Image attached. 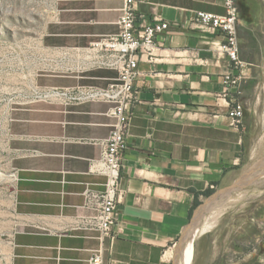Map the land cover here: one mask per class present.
Masks as SVG:
<instances>
[{"label": "crops", "instance_id": "crops-1", "mask_svg": "<svg viewBox=\"0 0 264 264\" xmlns=\"http://www.w3.org/2000/svg\"><path fill=\"white\" fill-rule=\"evenodd\" d=\"M41 38L44 57L64 70L37 74L40 84L104 86L108 69L77 70L71 51L118 30L120 0H49ZM136 24L165 20L152 59L138 62L135 100L121 159L120 202L113 238L103 240L105 264H173L177 246L195 225L196 209L229 187L261 151L264 74L246 62L240 122L228 116L223 76L233 64L220 29L198 24V10L223 14L222 0H146L134 5ZM240 46L239 54L241 55ZM98 69V70H97ZM100 69V70H99ZM101 101L64 106L15 104L4 125L0 170H16L11 197L14 264H87L100 246L90 219L96 205L84 190L103 189L104 176L88 171L113 119ZM213 190L207 195V192ZM264 205V204H263ZM195 239L193 264H258L264 259V208L240 222ZM228 219V220H227ZM190 227V228H189Z\"/></svg>", "mask_w": 264, "mask_h": 264}, {"label": "built area", "instance_id": "built-area-1", "mask_svg": "<svg viewBox=\"0 0 264 264\" xmlns=\"http://www.w3.org/2000/svg\"><path fill=\"white\" fill-rule=\"evenodd\" d=\"M121 13L117 19L118 30L104 34L83 48H74L69 57L70 68L90 70L108 69L114 76L104 85L77 83L70 86L40 84L33 78L17 95L15 104L36 102L56 103L64 106L86 102L101 101L109 104L106 114L113 119L109 134L97 140L100 154L89 160L88 171L104 176L103 189L100 191L86 187L83 194L85 204L95 203L96 214L90 219L93 228L98 231L100 246L92 252L87 264H105L103 261V240L113 238L117 206L121 198L119 181L121 178V159L126 150V134L131 118V107L135 100L134 81L139 75L138 62L146 57L152 59L157 46L156 36L168 29V22L136 24L134 5L146 0H120ZM223 14L198 10L195 21L211 28L220 29L224 34L222 49L233 64V72L223 76L224 96H230L228 116L234 122H240L243 105L237 95L241 92L242 70L246 62L240 58L236 24L238 9L235 0H222ZM16 180V170L4 173L0 170V184ZM264 264V259L262 260Z\"/></svg>", "mask_w": 264, "mask_h": 264}, {"label": "rangeland", "instance_id": "rangeland-1", "mask_svg": "<svg viewBox=\"0 0 264 264\" xmlns=\"http://www.w3.org/2000/svg\"><path fill=\"white\" fill-rule=\"evenodd\" d=\"M235 3L238 9L237 39L242 50L240 56L247 63L255 64L253 70L264 74V0H235ZM49 10V0H0V145L4 125L18 92L37 74L66 70L63 64L49 62L44 57L41 38ZM262 141L259 156L247 166L263 160L264 132ZM253 178V183H245L231 191V195L236 197L235 202L224 209L212 206V210L200 218L207 226L205 231L219 229V220L224 222V216L228 214L229 221L240 222L261 213L264 208V168ZM7 187V183L0 184V264H14L9 238L11 197L9 190L5 189ZM195 249L194 241V252ZM258 264H263V261Z\"/></svg>", "mask_w": 264, "mask_h": 264}, {"label": "bare ground", "instance_id": "bare-ground-1", "mask_svg": "<svg viewBox=\"0 0 264 264\" xmlns=\"http://www.w3.org/2000/svg\"><path fill=\"white\" fill-rule=\"evenodd\" d=\"M263 168H264V158L259 163H255L254 165L247 166L245 170L241 172V174L234 181L233 184H231L229 187H226L224 189H220L214 194H212L204 204H202L196 209L195 217H194V222H195L194 227L185 233L182 240L177 246V250H176V255H178L177 264H192L193 256H194V241L196 237L202 234L203 232H205L207 228L205 223L203 224V222H201L200 218H202V216H204L206 212L212 210L213 207L217 209H221V208L224 209L226 206L231 205L233 202H235L236 197H233L231 195V191L233 189L236 190L245 183L254 181L253 178L254 174H258V172H261Z\"/></svg>", "mask_w": 264, "mask_h": 264}, {"label": "water", "instance_id": "water-1", "mask_svg": "<svg viewBox=\"0 0 264 264\" xmlns=\"http://www.w3.org/2000/svg\"><path fill=\"white\" fill-rule=\"evenodd\" d=\"M178 262V255L175 256L173 264H177Z\"/></svg>", "mask_w": 264, "mask_h": 264}, {"label": "trees", "instance_id": "trees-1", "mask_svg": "<svg viewBox=\"0 0 264 264\" xmlns=\"http://www.w3.org/2000/svg\"><path fill=\"white\" fill-rule=\"evenodd\" d=\"M213 192V190H210L209 192H207V195H209L210 193H212Z\"/></svg>", "mask_w": 264, "mask_h": 264}]
</instances>
